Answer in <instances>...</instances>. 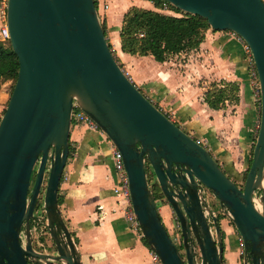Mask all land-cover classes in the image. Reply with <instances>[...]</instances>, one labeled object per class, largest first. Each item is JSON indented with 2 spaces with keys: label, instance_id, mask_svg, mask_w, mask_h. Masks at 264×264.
<instances>
[{
  "label": "water",
  "instance_id": "1",
  "mask_svg": "<svg viewBox=\"0 0 264 264\" xmlns=\"http://www.w3.org/2000/svg\"><path fill=\"white\" fill-rule=\"evenodd\" d=\"M166 1L214 30L236 33L250 50L260 115L242 187L131 82L94 0H7L8 40L19 66L0 118V264H81L58 206L73 101L122 153L134 215L161 264H222L218 218L201 185L241 236L242 263L264 264V1ZM146 164L177 220L182 250L161 220ZM40 193L52 253L32 245Z\"/></svg>",
  "mask_w": 264,
  "mask_h": 264
},
{
  "label": "crops",
  "instance_id": "2",
  "mask_svg": "<svg viewBox=\"0 0 264 264\" xmlns=\"http://www.w3.org/2000/svg\"><path fill=\"white\" fill-rule=\"evenodd\" d=\"M107 2L105 21L112 35L118 60L115 59L131 82L158 108L164 106L174 111V123L179 127L183 123L188 130L180 128L202 138L222 169L238 179L250 164L259 117L255 95L258 79L252 75L255 67L245 42L230 30L209 27L196 48L171 54L162 62L152 55L123 52L119 30L128 8L159 10L152 0ZM1 24L0 20V27ZM212 83L221 87L236 85L237 100L231 106L232 114L225 115L223 107L214 109L205 101V91ZM221 137L225 142H220ZM226 139H230V144ZM68 141L72 150L58 186V206L80 263L157 264L143 236L124 217V204L116 197L117 178L105 133L73 122ZM160 201L161 206L156 199L157 209L163 224L168 226L174 213L166 201ZM218 224L222 264H242L236 228L225 216L218 217Z\"/></svg>",
  "mask_w": 264,
  "mask_h": 264
},
{
  "label": "trees",
  "instance_id": "3",
  "mask_svg": "<svg viewBox=\"0 0 264 264\" xmlns=\"http://www.w3.org/2000/svg\"><path fill=\"white\" fill-rule=\"evenodd\" d=\"M152 1L156 8L162 2ZM169 8L181 13L180 16L137 6L128 8L123 14L119 30L121 50L130 54L152 55L156 61L162 62L171 54L196 48L203 40L205 30L210 27L206 19L183 12L171 4ZM6 40H0V79L16 80L18 59L9 40L8 45L5 43ZM227 86L233 94L227 93ZM227 99L237 100V87L234 83L224 87L212 83L205 91V101L211 108H220ZM156 192L159 194L158 190ZM154 198L160 199L161 195L158 197L154 195Z\"/></svg>",
  "mask_w": 264,
  "mask_h": 264
},
{
  "label": "built area",
  "instance_id": "4",
  "mask_svg": "<svg viewBox=\"0 0 264 264\" xmlns=\"http://www.w3.org/2000/svg\"><path fill=\"white\" fill-rule=\"evenodd\" d=\"M97 3L96 10L98 14V18L101 22V15L102 12L105 13V11L108 9V2L107 0H94V3ZM169 2L166 0H162L161 4L159 7H155L159 11H169L170 13L174 14L175 16H180L179 13L174 12L169 8ZM6 5H7V0H0V20H1V27H0V40H6L8 39V29L6 25ZM245 49L250 52L247 44L245 43ZM123 70V69H122ZM124 71V70H123ZM124 73L127 75V73L124 71ZM254 77H257L256 71L253 70ZM128 76V75H127ZM129 77V76H128ZM130 79V78H129ZM258 86V84H257ZM255 95L259 99V89L258 87L256 88ZM164 114L174 122L173 118L164 112ZM258 114L260 115V107L258 109ZM75 121L77 124H84L90 129H99L97 124L88 116L85 112H83L80 108H78L77 104L75 101L72 103V110H71V123ZM259 125V121L257 122V128ZM195 141L203 146L204 143L201 139L194 137ZM109 146L111 148V156H112V168L114 170V174L117 178V182L114 185V191L116 194V197H118L124 204V217L126 220L129 222V225L131 228L136 229L140 235L141 230L138 224V221L134 215L132 206H131V200H130V191H129V182H128V176L124 167V161H123V156L122 153L111 143V141L108 139ZM201 192L204 196V193L207 192L209 194V191L206 187L203 185L200 186ZM207 197L204 196V199ZM39 201V200H38ZM37 201V204L34 208V216L32 218L33 227L35 228L36 231H39L41 233V230L45 228V213H44V205L43 201L39 203ZM37 207V210H36ZM221 212V211H220ZM222 213V212H221ZM213 214L216 215V212L213 211ZM227 218V217H226ZM168 233L172 239V241L177 245L181 246V235L179 232V227L177 224V228L175 230H171L168 226ZM237 242L239 247L242 249V238L238 234L237 236ZM178 247V246H177ZM151 254L153 259L157 262V264H161L157 254L151 250Z\"/></svg>",
  "mask_w": 264,
  "mask_h": 264
},
{
  "label": "rangeland",
  "instance_id": "5",
  "mask_svg": "<svg viewBox=\"0 0 264 264\" xmlns=\"http://www.w3.org/2000/svg\"><path fill=\"white\" fill-rule=\"evenodd\" d=\"M95 6H97V3L95 2ZM177 13V12H176ZM105 14L106 13H103L102 12V15H101V24H102V27H104V34H105V37H106V40L109 44V47L111 49V52L112 54L114 55V57L116 58V54H115V49H114V43H112V35L109 34V30H108V27L106 25V21H105ZM181 14V13H180ZM236 34V33H235ZM5 43L8 45V40L5 41ZM118 60V58H116ZM181 60V59H180ZM191 84H193L192 81H189ZM14 83H15V80L14 79H5V80H2L0 79V118L4 112V109L8 103V99H9V96L12 92V89H13V86H14ZM227 90H228V94H233L231 93L232 91H230L229 87L227 86ZM149 99V98H148ZM226 101L228 103H226ZM234 100L233 99H227L224 101L223 105L220 107L222 109H225V115L226 113L228 112L229 114H232V109H231V106L232 104H234ZM153 103V102H152ZM162 108L160 109L162 112H165L167 114H169L172 118L175 119V114H174V111L172 110H169V109H166L164 108V106H161ZM185 116V115H183ZM258 121H259V117H258ZM257 121V122H258ZM75 123V121H73ZM72 122V123H73ZM180 127L184 128V125L183 123H180L179 124ZM185 130H188L187 128H184ZM258 130V128H257ZM190 133V135H194V132H188ZM256 133L257 131L255 132L254 134V137L256 138ZM199 138V137H198ZM222 139L220 140V142H225L224 138L221 137ZM201 139L204 143L205 141L202 139V138H199ZM227 143L230 144V139H226ZM255 141V139H254ZM71 147L69 145V151H71ZM146 168H147V177H148V181H149V184L151 186V189L152 191L154 192V195L156 197L160 196L158 194V192H156L158 190V188L155 186L154 184V177H153V174L151 173V170L149 169V165L146 164ZM246 172H247V169L246 170H243L240 177L238 179H234V181L236 182V184H238V186L242 187L243 185V181H244V177L246 175ZM39 203L42 202V194L40 193V197L38 199ZM160 200H163V199H157V203L159 206H161V201ZM208 200L213 204V208L215 209V212H217V216L218 217H221V216H224L219 208H218V203L216 201L215 198H212V197H209ZM36 210H37V207H36ZM33 221H31V236H32V245L33 247L37 250V251H40V252H46V253H52L53 251V245H52V241L51 239L49 238V234H48V231L46 228H43L41 230V233L39 231H36L35 228L33 227ZM168 227L171 229V230H175L177 228V220L174 216V214L171 215V220H170V224L168 225ZM167 228V227H166ZM168 230V228H167ZM179 230V229H178ZM22 234V237H23V231L21 232ZM238 236V235H237ZM34 240V241H33ZM179 248L182 250V247L179 246ZM29 264H36L34 262L32 263H29ZM58 264V263H57ZM239 264H241V261L239 262Z\"/></svg>",
  "mask_w": 264,
  "mask_h": 264
},
{
  "label": "flooded vegetation",
  "instance_id": "6",
  "mask_svg": "<svg viewBox=\"0 0 264 264\" xmlns=\"http://www.w3.org/2000/svg\"><path fill=\"white\" fill-rule=\"evenodd\" d=\"M204 196H206L207 198V202H208V204L210 205V207L212 208V211H215V209L213 208V204L208 200V198L210 197V195L207 193V192H205L204 193ZM216 216H217V212H216ZM217 218H218V216H217ZM31 221H32V219H31ZM165 227H167V226H165ZM211 228H212V225H211ZM167 229V228H166ZM180 232V231H179ZM181 235V234H180ZM178 246V248H179V245H177ZM180 249V248H179ZM181 250V249H180ZM241 256H243V253H242V249H241ZM261 258L262 257H264V254H262L261 256H260ZM29 263H32L31 261H29ZM37 264V263H36ZM243 264V263H242Z\"/></svg>",
  "mask_w": 264,
  "mask_h": 264
},
{
  "label": "bare ground",
  "instance_id": "7",
  "mask_svg": "<svg viewBox=\"0 0 264 264\" xmlns=\"http://www.w3.org/2000/svg\"><path fill=\"white\" fill-rule=\"evenodd\" d=\"M263 184H264V180H263ZM256 206H260L259 204H257Z\"/></svg>",
  "mask_w": 264,
  "mask_h": 264
}]
</instances>
